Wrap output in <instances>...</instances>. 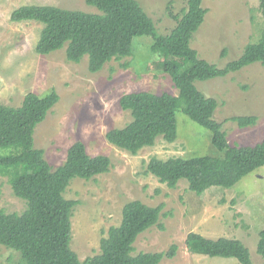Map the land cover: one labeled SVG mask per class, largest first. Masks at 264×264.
<instances>
[{"label": "rangeland", "instance_id": "rangeland-1", "mask_svg": "<svg viewBox=\"0 0 264 264\" xmlns=\"http://www.w3.org/2000/svg\"><path fill=\"white\" fill-rule=\"evenodd\" d=\"M152 18L158 32L165 34L186 0H137ZM26 4H47L67 9L96 12L85 0H0V103L18 106L28 92L44 96L54 89L58 101L36 124L35 148L52 169L62 164L71 143L80 141L90 155L104 154L109 170L91 179L72 178L64 197L77 199L71 222L70 247L80 260L99 253L100 238L108 228L119 224L123 205L140 200L151 206L162 203L159 222L141 232L133 254L167 250L172 243L177 252L159 264H241L234 257L191 253L185 245L189 232L206 238H236L247 247L252 264H264L256 251L258 232L264 228V165L243 176L230 188L211 186L200 194L180 179L168 187L146 171L151 156L190 158L222 157L211 142V132L182 112L176 113L177 137L168 142L158 136L153 145L132 154L111 144L106 132L123 127L131 120L119 98L140 90L176 94L169 75L154 65L148 36L133 40L130 56L112 59L96 71L88 70V58L67 61L65 47L48 54L35 51L42 24L34 20L12 21L10 13ZM207 9L204 20L190 41L200 58L223 67L236 59L249 42L259 38L262 17L259 0H202ZM127 64L123 66V64ZM195 86L206 97L216 99L213 118L220 122L230 145H253L264 137V66L251 63L224 76L196 80ZM257 115L254 125L240 127L234 115ZM0 149V153H6ZM0 207L21 212L24 200L16 197L8 177L0 174ZM19 254L0 244V264H18Z\"/></svg>", "mask_w": 264, "mask_h": 264}, {"label": "trees", "instance_id": "trees-1", "mask_svg": "<svg viewBox=\"0 0 264 264\" xmlns=\"http://www.w3.org/2000/svg\"><path fill=\"white\" fill-rule=\"evenodd\" d=\"M96 12L67 9L55 5L26 4L13 9L12 21L34 20L42 24L35 51L48 54L65 47L67 61L78 62L87 55L88 70L96 72L112 59L130 56L133 40L148 36L154 65L168 74L176 94L140 90L119 98L120 108L128 110L131 120L123 127L106 132L113 145L136 154L144 146L153 145L161 136L168 142L177 137L176 113L211 132V142L222 157L190 158L151 156L146 171L168 187L180 179L200 194L211 186L230 188L243 176L264 165V137L253 145H230L220 122L213 118L216 99L204 96L195 86L196 80L224 76L259 62L264 66V0H259L262 29L255 42L247 43L241 54L217 67L191 47L193 34L204 20L207 9L202 0H186L178 14L169 11L175 25L165 34L158 32L152 18L137 0H85ZM127 64H123L126 66ZM58 101L54 89L44 96L28 92L18 106L0 103V174L7 176L13 194L24 200L21 212H6L0 207V244L19 254L18 264H159L172 258L177 245L165 251L133 254L137 236L159 222L162 203L151 206L140 200L126 202L119 224L108 228L100 238V251L80 260L70 247V217L77 199L64 197L72 178L91 179L109 170L107 155H90L85 145L76 141L67 149L62 164L52 169L35 148L33 132L48 110ZM230 119L240 127L254 125L257 115H234ZM189 252L208 256L234 257L241 264H252L247 247L236 238H206L189 232L185 238ZM256 251L264 260V228L258 232Z\"/></svg>", "mask_w": 264, "mask_h": 264}]
</instances>
